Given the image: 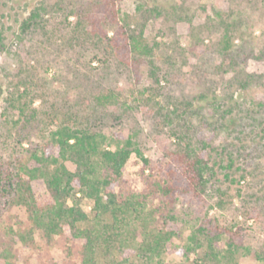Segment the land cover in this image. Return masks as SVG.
<instances>
[{
	"label": "rangeland",
	"instance_id": "1",
	"mask_svg": "<svg viewBox=\"0 0 264 264\" xmlns=\"http://www.w3.org/2000/svg\"><path fill=\"white\" fill-rule=\"evenodd\" d=\"M57 1L0 0V162L9 167L44 142L55 127L45 118L46 109L94 103L109 93L114 113L106 131L135 134L155 171L164 175L178 166L177 153L187 144L210 157L204 191L174 193L184 231L173 239L164 264H216L212 259L197 263L194 253L186 259L175 251L201 225L212 235L225 232L221 244L233 236L238 264H264V0H60L63 9ZM41 3L47 13L22 31L23 21ZM73 5L89 19L109 20L112 9L128 14L131 28L143 25L151 54L123 46L122 32L115 30L122 21L114 18L100 27L116 43L103 48L92 40L73 42L78 16L66 17ZM225 33L232 38L226 41ZM94 54L104 61L93 60ZM150 59L158 81L150 75ZM25 88L28 94L17 103L23 111L12 108L17 89ZM33 96L39 97L32 101ZM141 170L142 162L132 154L123 192L145 187L150 170ZM90 206L83 202V208ZM244 211L257 217L246 218ZM12 219L0 205V229ZM38 241L43 249L32 254L33 262L47 252L65 257L63 240L48 251L44 240Z\"/></svg>",
	"mask_w": 264,
	"mask_h": 264
},
{
	"label": "trees",
	"instance_id": "2",
	"mask_svg": "<svg viewBox=\"0 0 264 264\" xmlns=\"http://www.w3.org/2000/svg\"><path fill=\"white\" fill-rule=\"evenodd\" d=\"M59 1L56 5L63 9ZM44 5L41 3L23 21L22 31L47 13ZM71 15L78 16L73 42L79 38L92 40L96 47L116 43L115 37L107 36V30L100 27L102 22L110 24L114 18V22L122 21L114 28L122 32L123 46L138 55L151 54L143 25L136 23L131 28L133 20L128 14L119 16L112 9L107 15L109 20L104 16L103 20L89 19L87 13L81 14L79 7L73 5L66 17ZM225 35L226 41L232 38L231 34ZM103 51L105 55L106 49ZM111 52L109 47L108 54ZM92 59L104 61L98 54ZM149 62L150 75L158 81L153 60ZM27 94L26 88L20 92L17 89L11 107L21 108L17 103ZM37 97L33 96L32 101ZM110 97L105 93L92 104L67 103L46 109L45 118H51L55 127L44 142L28 149L9 167L0 162V205L13 218L0 229V264H97L100 258L103 264H164L165 257L173 252V239L184 231V224L174 211V193L178 188L203 192L210 157L187 144L177 153L178 166L160 174L143 154L135 134L106 131L114 113L109 109ZM33 118L36 123L39 121V117ZM132 154L142 162V173L145 169L150 172L142 190L123 192V176ZM178 170L179 184L173 179ZM84 201L90 203V209L83 208ZM243 213L246 218L257 217L252 212ZM223 233L219 229L212 235L209 228L201 225L191 229L186 242L175 251L186 259L194 253L197 263L212 259L216 264H238L235 257L239 246L232 235L221 244ZM38 237L44 240L45 251L63 240L65 257L58 260L47 252L33 262V253L43 249Z\"/></svg>",
	"mask_w": 264,
	"mask_h": 264
}]
</instances>
